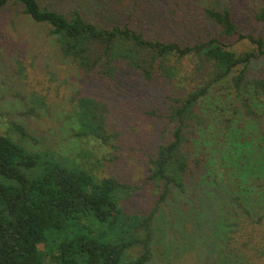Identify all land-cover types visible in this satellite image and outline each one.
Masks as SVG:
<instances>
[{
  "label": "rangeland",
  "instance_id": "rangeland-1",
  "mask_svg": "<svg viewBox=\"0 0 264 264\" xmlns=\"http://www.w3.org/2000/svg\"><path fill=\"white\" fill-rule=\"evenodd\" d=\"M36 1L65 16L76 10L99 27L129 26L147 39L181 46L220 38L219 27L203 13L206 7L227 8L238 35L223 41L235 53H258L247 38L261 40L263 53L250 61L246 79L264 82V24L255 19L264 0ZM229 90L228 82L214 87L200 105L209 125L188 129L189 144L196 133V146L206 153L204 173L197 170L202 176L185 183L182 193L170 187L160 201L162 187L148 180L149 160L171 140L167 116L184 90L164 79L146 82L123 66L112 80L85 73L61 55L49 28L25 15L20 4L0 9V132L16 140L15 124L32 137L22 143L31 151L77 153L85 146L73 136L75 100L103 104L106 129L117 137L102 149L97 173L134 189L121 202L125 213L152 214L147 264H215L222 257L224 264H264L248 252L251 237L262 232L255 220L264 213V97H255L251 87L245 91L252 111L246 113L242 96L236 99ZM189 144L184 151L195 153Z\"/></svg>",
  "mask_w": 264,
  "mask_h": 264
},
{
  "label": "trees",
  "instance_id": "trees-1",
  "mask_svg": "<svg viewBox=\"0 0 264 264\" xmlns=\"http://www.w3.org/2000/svg\"><path fill=\"white\" fill-rule=\"evenodd\" d=\"M10 3L20 4L25 15L46 25L61 55L83 72L112 80L123 66L146 82L164 79L184 90L167 116L173 125L171 140L160 145L149 160L148 180L155 188L162 187L160 201L170 187L184 192L185 183H196L202 176L197 170L204 173L206 169V153L196 146L199 136L195 133V141L189 144L188 129L209 125L210 117L200 105L210 91L228 82L229 95L242 96L246 113L252 111L245 91L251 87L255 97H264V82L246 79L250 61L263 53L262 42L247 38L258 46V53L230 49L223 39L238 31L227 8L206 7L203 13L219 27L220 38L181 46L147 39L129 26L99 27L76 10L65 16L40 7L36 0H0V9ZM255 19L264 24V1ZM105 113V106L93 98L75 100L73 136L85 147L66 155L26 148L23 140L32 137L21 126L11 124L16 140L0 132V264L148 263L152 214L125 213L121 202L134 189L97 173L104 160L102 149L117 137L115 131L106 129ZM188 144L195 153L184 151ZM191 167L195 171L188 179ZM255 223L262 232L251 237L247 251L250 258L264 261V213ZM220 261L215 264H224L223 257Z\"/></svg>",
  "mask_w": 264,
  "mask_h": 264
}]
</instances>
